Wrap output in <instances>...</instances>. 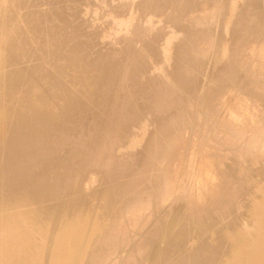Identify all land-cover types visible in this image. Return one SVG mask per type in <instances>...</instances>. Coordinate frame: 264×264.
<instances>
[{
    "label": "bare ground",
    "instance_id": "bare-ground-1",
    "mask_svg": "<svg viewBox=\"0 0 264 264\" xmlns=\"http://www.w3.org/2000/svg\"><path fill=\"white\" fill-rule=\"evenodd\" d=\"M0 264H264V0H0Z\"/></svg>",
    "mask_w": 264,
    "mask_h": 264
},
{
    "label": "rangeland",
    "instance_id": "rangeland-1",
    "mask_svg": "<svg viewBox=\"0 0 264 264\" xmlns=\"http://www.w3.org/2000/svg\"><path fill=\"white\" fill-rule=\"evenodd\" d=\"M18 5H25L30 0H15Z\"/></svg>",
    "mask_w": 264,
    "mask_h": 264
}]
</instances>
